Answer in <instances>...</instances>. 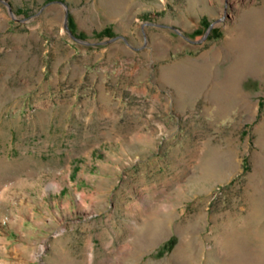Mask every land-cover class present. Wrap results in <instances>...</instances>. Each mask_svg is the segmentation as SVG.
<instances>
[{
  "label": "rangeland",
  "instance_id": "rangeland-1",
  "mask_svg": "<svg viewBox=\"0 0 264 264\" xmlns=\"http://www.w3.org/2000/svg\"><path fill=\"white\" fill-rule=\"evenodd\" d=\"M0 264H264V0H0Z\"/></svg>",
  "mask_w": 264,
  "mask_h": 264
},
{
  "label": "bare ground",
  "instance_id": "bare-ground-1",
  "mask_svg": "<svg viewBox=\"0 0 264 264\" xmlns=\"http://www.w3.org/2000/svg\"><path fill=\"white\" fill-rule=\"evenodd\" d=\"M233 67H234L233 65H230V66H229L228 73H230V72H232V71L234 70ZM177 74H181V73H178V72H177ZM182 75H184V74H182ZM182 75H181V76H182ZM178 77H180V75H179ZM182 77L184 78V76H182ZM228 77H229V76H228ZM185 79H186V78H185ZM231 79H232V78H231ZM226 80H227V79H226ZM229 83H230V82H229ZM223 84H224V83H223ZM226 86H227V85H226ZM230 86H231V85H230Z\"/></svg>",
  "mask_w": 264,
  "mask_h": 264
},
{
  "label": "water",
  "instance_id": "water-1",
  "mask_svg": "<svg viewBox=\"0 0 264 264\" xmlns=\"http://www.w3.org/2000/svg\"><path fill=\"white\" fill-rule=\"evenodd\" d=\"M66 19H67V13H66Z\"/></svg>",
  "mask_w": 264,
  "mask_h": 264
}]
</instances>
